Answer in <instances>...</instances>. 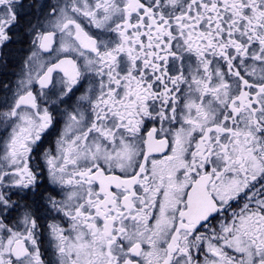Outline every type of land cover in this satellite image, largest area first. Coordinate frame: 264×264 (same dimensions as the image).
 Segmentation results:
<instances>
[{
	"label": "snow or ice",
	"instance_id": "snow-or-ice-1",
	"mask_svg": "<svg viewBox=\"0 0 264 264\" xmlns=\"http://www.w3.org/2000/svg\"><path fill=\"white\" fill-rule=\"evenodd\" d=\"M13 45L0 264H264V0H0Z\"/></svg>",
	"mask_w": 264,
	"mask_h": 264
},
{
	"label": "flooded vegetation",
	"instance_id": "flooded-vegetation-1",
	"mask_svg": "<svg viewBox=\"0 0 264 264\" xmlns=\"http://www.w3.org/2000/svg\"><path fill=\"white\" fill-rule=\"evenodd\" d=\"M19 48V45H13L10 47V52H9V60H10V65L7 69H0V79H8L11 80L13 79L11 73L13 71V66L18 65L19 59H20V53L17 51ZM62 127L61 125H57V131ZM2 130H0V135H2ZM55 140H56V134L53 133L47 137V142L46 146L51 145L52 147H55ZM47 247V244L45 245ZM51 255V253H49Z\"/></svg>",
	"mask_w": 264,
	"mask_h": 264
}]
</instances>
